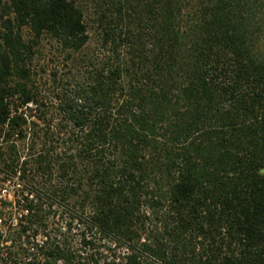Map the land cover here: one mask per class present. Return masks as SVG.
<instances>
[{"label":"trees","instance_id":"16d2710c","mask_svg":"<svg viewBox=\"0 0 264 264\" xmlns=\"http://www.w3.org/2000/svg\"><path fill=\"white\" fill-rule=\"evenodd\" d=\"M263 7L0 0V161L27 194L3 264H264ZM44 36L70 68L40 87Z\"/></svg>","mask_w":264,"mask_h":264},{"label":"built area","instance_id":"2783aa9c","mask_svg":"<svg viewBox=\"0 0 264 264\" xmlns=\"http://www.w3.org/2000/svg\"><path fill=\"white\" fill-rule=\"evenodd\" d=\"M19 177L18 169L14 175L10 176L0 161V264H3L2 259H6L9 251L12 250L9 249L10 242H6L9 234H16L21 226L27 224V221L21 218L24 213L23 196L27 194L22 195L23 187ZM28 197L32 200V195ZM51 231V229L42 231L33 227L27 232L30 242L28 247H32L30 251L35 252V244L41 243L44 237H52Z\"/></svg>","mask_w":264,"mask_h":264},{"label":"rangeland","instance_id":"374dc122","mask_svg":"<svg viewBox=\"0 0 264 264\" xmlns=\"http://www.w3.org/2000/svg\"><path fill=\"white\" fill-rule=\"evenodd\" d=\"M2 3L4 0H1ZM264 3V0H263ZM262 13L260 14L258 22H256V48L264 56V7L262 8ZM24 40L30 39L28 31L24 30L22 32ZM95 36V35H94ZM92 35L91 41L87 46L86 52L97 53L98 39ZM35 57L33 62V73L35 76V81L38 86H42L44 81L49 79L50 73L57 71L58 76L67 74L70 66L69 62H66L63 58L62 53H60L57 48L55 41L51 40L49 37H42L37 44L34 46ZM43 88V87H42ZM43 90V89H42ZM80 229L77 225H72V232L66 233L67 237L77 240L80 236Z\"/></svg>","mask_w":264,"mask_h":264}]
</instances>
